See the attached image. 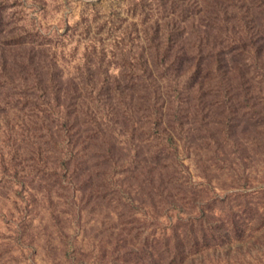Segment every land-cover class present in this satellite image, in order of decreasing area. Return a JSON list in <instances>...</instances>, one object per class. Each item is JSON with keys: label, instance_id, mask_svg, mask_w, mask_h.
Wrapping results in <instances>:
<instances>
[{"label": "rangeland", "instance_id": "1", "mask_svg": "<svg viewBox=\"0 0 264 264\" xmlns=\"http://www.w3.org/2000/svg\"><path fill=\"white\" fill-rule=\"evenodd\" d=\"M0 264H264V0H0Z\"/></svg>", "mask_w": 264, "mask_h": 264}]
</instances>
